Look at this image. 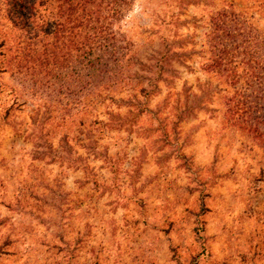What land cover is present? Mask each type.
<instances>
[{"label":"rangeland","instance_id":"rangeland-1","mask_svg":"<svg viewBox=\"0 0 264 264\" xmlns=\"http://www.w3.org/2000/svg\"><path fill=\"white\" fill-rule=\"evenodd\" d=\"M221 2L131 0L106 91L20 71L0 7V264H264V76L213 64Z\"/></svg>","mask_w":264,"mask_h":264},{"label":"trees","instance_id":"trees-1","mask_svg":"<svg viewBox=\"0 0 264 264\" xmlns=\"http://www.w3.org/2000/svg\"><path fill=\"white\" fill-rule=\"evenodd\" d=\"M7 20L17 33L11 51L19 57L20 71L40 77L68 69L67 75L76 84L87 88L100 84L105 91L124 72L129 44H125L116 25L131 0H0ZM247 12L264 14V0H222L212 19L210 36L213 64L226 67L243 65L247 82L264 76V62L256 56L258 45ZM248 27V28H247ZM117 29V30H116ZM6 42H3V45ZM264 45V42H263ZM163 52L159 69L175 56L176 51ZM241 56L242 59H238ZM240 75V74H238ZM252 76L255 78L251 79ZM98 86V88H99ZM93 96V95H92ZM243 98L242 91L240 92ZM246 103L238 100L236 109Z\"/></svg>","mask_w":264,"mask_h":264}]
</instances>
